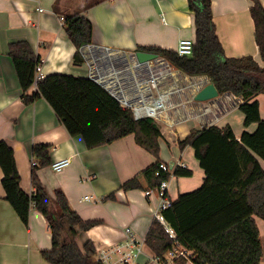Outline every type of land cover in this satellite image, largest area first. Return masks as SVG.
Segmentation results:
<instances>
[{"label": "crops", "instance_id": "0c3cea01", "mask_svg": "<svg viewBox=\"0 0 264 264\" xmlns=\"http://www.w3.org/2000/svg\"><path fill=\"white\" fill-rule=\"evenodd\" d=\"M259 1L264 7V0ZM252 5L250 0H212L213 18L227 58L253 57L263 67L250 13ZM78 13L93 25L91 44L113 50L134 52L139 47H157L176 52L181 40L195 41L188 0H0V141L13 149L21 188L29 194L34 191L31 181L34 146H50L52 163L71 159V165L61 173L48 166L41 168L38 176L49 194L62 190L84 221L99 222L82 235L81 245L90 240L98 252L111 246L126 247L133 240L143 248L136 264H159L147 246L146 237L161 201L157 189L150 190L141 176L155 163L154 156L137 145L134 135L87 149L82 137L69 134L45 99L25 103L8 55L12 42L26 41L41 60L45 77L88 78L81 54L83 64H75L78 49L68 38L64 25L65 16ZM169 87L170 83L161 89ZM36 90L33 87L28 94ZM196 94L188 88L182 97H175L167 115L158 123L163 134L161 162L173 164L174 168L181 165L193 173L190 178L173 176L169 180L168 195L173 201L200 188L205 179L194 150L190 146L182 150L180 141L192 131L209 126H230L237 140L244 132L254 133L258 127L244 126V115L239 109L241 98L219 94L217 100L201 103L195 101ZM254 101H258L264 120V94ZM139 176L142 189H121ZM3 178L0 167V264H50L42 255L52 250L45 217L33 210L29 226H25L6 201ZM86 197L90 200L86 201ZM255 220L264 264V220L259 217Z\"/></svg>", "mask_w": 264, "mask_h": 264}, {"label": "trees", "instance_id": "16d2710c", "mask_svg": "<svg viewBox=\"0 0 264 264\" xmlns=\"http://www.w3.org/2000/svg\"><path fill=\"white\" fill-rule=\"evenodd\" d=\"M250 13L255 25V39L264 63V7L259 0H250ZM194 18L195 44L191 57L157 47H139L138 51L167 58L175 68L190 77H207L220 95L232 94L243 100L239 109L246 128L258 127L254 133L244 132L237 140L232 128L209 126L192 131L179 142L183 150L190 146L205 173L197 190L181 194L170 208L162 211L167 228L153 220L146 237L149 250L159 264H166L168 253L183 248L188 259H173L174 264H261L263 247L255 217L264 220V120L258 101L264 94V66L253 57L227 58L216 33L212 0H188ZM86 9H88L86 7ZM66 34L76 46L75 64H83L79 50L91 44L92 23L80 13L65 16ZM9 57L13 63L26 104L45 99L71 136L83 138L87 149L134 135L138 146L155 158V163L141 176L150 190L159 189L173 176L190 178L191 170L176 166L172 171L161 169L159 125L151 119L135 120L101 86L89 78L51 75L37 85L32 95L36 66L41 62L26 41L12 42ZM31 181L34 191L21 188L13 149L0 141V167L6 201L25 226H29L33 210L41 213L52 236V250L42 253L50 264H104L97 257L94 243L82 245L83 234L99 224L84 221L72 209L62 190L49 194L42 185L38 171L52 165L51 147L36 145ZM140 176L126 182L124 191L142 189ZM114 197V194L110 196Z\"/></svg>", "mask_w": 264, "mask_h": 264}, {"label": "built area", "instance_id": "2783aa9c", "mask_svg": "<svg viewBox=\"0 0 264 264\" xmlns=\"http://www.w3.org/2000/svg\"><path fill=\"white\" fill-rule=\"evenodd\" d=\"M61 22L64 24L63 18ZM194 44L195 42L192 40H181L176 49L177 55L191 57ZM79 51L88 69V78L101 86L123 109L129 110L135 120L151 119L158 124L167 115L171 101L175 97H182L188 88L198 94L211 83L205 76L190 78L175 68L167 58L158 54L156 59L141 63L137 59V51L113 50L93 44L83 45ZM44 78L42 64L39 63L36 66L33 87L37 89L38 83ZM168 83H170V87L162 90L161 87ZM71 163L69 158L60 159L52 163L51 169L55 173H61ZM36 165V161L33 160L32 166ZM161 169L165 172L172 171L167 164H162ZM168 185L169 181L163 182L157 189L161 202L155 213V218L167 228L171 237H174L162 216V211L170 208L173 201L168 195ZM85 200L89 201L90 199L86 197ZM127 233L132 238L129 229H127ZM142 252V246L130 240L126 247L117 245L99 250L97 257L104 264H136ZM117 256L120 257L115 259ZM167 257L166 264H174L173 259H188V253L185 249L180 248L169 252Z\"/></svg>", "mask_w": 264, "mask_h": 264}, {"label": "water", "instance_id": "95a60500", "mask_svg": "<svg viewBox=\"0 0 264 264\" xmlns=\"http://www.w3.org/2000/svg\"><path fill=\"white\" fill-rule=\"evenodd\" d=\"M137 59L139 62L144 63L157 58V54L150 53V52H143L137 51L136 52ZM219 98V92L214 84L210 83L209 85L205 86L195 97V101L206 103V102H213ZM170 169L173 170V164L169 165Z\"/></svg>", "mask_w": 264, "mask_h": 264}, {"label": "rangeland", "instance_id": "374dc122", "mask_svg": "<svg viewBox=\"0 0 264 264\" xmlns=\"http://www.w3.org/2000/svg\"><path fill=\"white\" fill-rule=\"evenodd\" d=\"M264 224V222H262Z\"/></svg>", "mask_w": 264, "mask_h": 264}]
</instances>
